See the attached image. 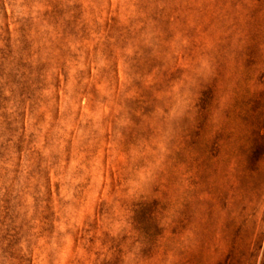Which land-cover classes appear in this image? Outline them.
I'll use <instances>...</instances> for the list:
<instances>
[{
  "label": "rangeland",
  "instance_id": "obj_1",
  "mask_svg": "<svg viewBox=\"0 0 264 264\" xmlns=\"http://www.w3.org/2000/svg\"><path fill=\"white\" fill-rule=\"evenodd\" d=\"M240 3L0 0V264H264V71ZM136 175L157 198L125 195Z\"/></svg>",
  "mask_w": 264,
  "mask_h": 264
},
{
  "label": "clouds",
  "instance_id": "obj_2",
  "mask_svg": "<svg viewBox=\"0 0 264 264\" xmlns=\"http://www.w3.org/2000/svg\"><path fill=\"white\" fill-rule=\"evenodd\" d=\"M256 9L255 12L252 10ZM249 13H252L249 15ZM238 16L242 18H247L252 22L255 28L258 31V36L256 39V47L258 53L261 57V63L256 67L259 70L264 71V0H241L240 11L237 12ZM241 37H247V33L244 29H241L238 33ZM215 76V65H211L208 68L204 67H195L185 84V108L192 109L189 112V115H195L194 105L197 98L200 95V92L204 89H207L212 86V78ZM134 185L129 188L128 184H125V188H129V191L125 193L126 196L131 197L132 199L139 200L141 197L148 199L150 196L155 199L158 197V194L153 193L152 185L153 178L148 177L147 179L141 178L139 175L133 177ZM165 203L163 198H161L160 206L157 209L156 216L158 221L164 225L170 222L171 219V210L165 212Z\"/></svg>",
  "mask_w": 264,
  "mask_h": 264
}]
</instances>
